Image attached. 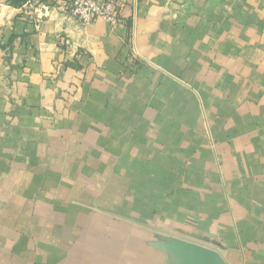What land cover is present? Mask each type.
<instances>
[{"label": "crops", "instance_id": "1", "mask_svg": "<svg viewBox=\"0 0 264 264\" xmlns=\"http://www.w3.org/2000/svg\"><path fill=\"white\" fill-rule=\"evenodd\" d=\"M117 9L0 0V264H264V0Z\"/></svg>", "mask_w": 264, "mask_h": 264}, {"label": "built area", "instance_id": "2", "mask_svg": "<svg viewBox=\"0 0 264 264\" xmlns=\"http://www.w3.org/2000/svg\"><path fill=\"white\" fill-rule=\"evenodd\" d=\"M43 0H27L22 7L31 17L36 5ZM118 0H65V5L69 8L70 15L82 26L91 25L96 19H101L110 28H115L123 23L117 9ZM41 5V4H40ZM130 57L134 62H140L141 57L132 48Z\"/></svg>", "mask_w": 264, "mask_h": 264}, {"label": "trees", "instance_id": "3", "mask_svg": "<svg viewBox=\"0 0 264 264\" xmlns=\"http://www.w3.org/2000/svg\"><path fill=\"white\" fill-rule=\"evenodd\" d=\"M10 1V5L14 6V7H20L22 6L27 0H9Z\"/></svg>", "mask_w": 264, "mask_h": 264}, {"label": "rangeland", "instance_id": "4", "mask_svg": "<svg viewBox=\"0 0 264 264\" xmlns=\"http://www.w3.org/2000/svg\"><path fill=\"white\" fill-rule=\"evenodd\" d=\"M20 7H22V6H20Z\"/></svg>", "mask_w": 264, "mask_h": 264}]
</instances>
